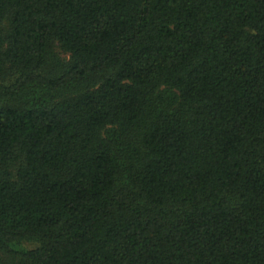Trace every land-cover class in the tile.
<instances>
[{
	"label": "trees",
	"instance_id": "1",
	"mask_svg": "<svg viewBox=\"0 0 264 264\" xmlns=\"http://www.w3.org/2000/svg\"><path fill=\"white\" fill-rule=\"evenodd\" d=\"M0 264H264V0H0Z\"/></svg>",
	"mask_w": 264,
	"mask_h": 264
}]
</instances>
